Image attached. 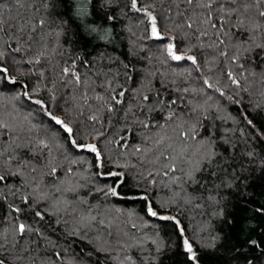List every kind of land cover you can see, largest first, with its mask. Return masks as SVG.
I'll use <instances>...</instances> for the list:
<instances>
[{
  "label": "trees",
  "instance_id": "1",
  "mask_svg": "<svg viewBox=\"0 0 264 264\" xmlns=\"http://www.w3.org/2000/svg\"><path fill=\"white\" fill-rule=\"evenodd\" d=\"M93 2L95 3V0ZM0 3L5 5L3 9L5 40L8 39L9 21L11 24L23 25L25 21L34 22L42 15V12L36 13L33 6L35 3V6L39 7V0H20V4H17L16 0H0ZM163 6L168 7L167 0ZM160 7L161 5L157 3V14H159ZM184 7L181 5L182 10ZM113 10L114 8L108 9L109 12ZM115 10L118 20L114 22L105 21L102 18L103 14L98 13L95 8L92 9V15L83 19L84 24L95 23L111 28L110 34H99L104 36L103 39H97V34L85 39L77 27L80 23L77 21L67 29L70 33H76L72 36L75 43L71 46L64 44V41L68 39L67 36L46 37L43 42L47 45L46 48L40 45L34 46V51H44L47 57L41 60L40 65L24 64L23 60L30 58L32 54L26 55L21 52L9 54L5 66L9 67L12 74L22 82L29 83L30 87L34 86L38 80L37 75L30 74L28 69L32 68L37 73L44 71V78L39 81V94L34 95L33 99L43 100L50 106V111L54 115L71 123L78 142H84L87 137V142L97 143L109 161L130 165L126 170L115 169L113 163L110 162L103 169L104 172L125 170L130 177H137L141 173L147 176L148 172H152L153 176H148L147 180L140 177L142 187L139 190L148 194L150 199L154 198L157 204L169 202L168 207L161 211L177 216L186 226L189 238H192L195 233L196 239H207L213 231H222L225 234H230V238L235 240L242 235L239 231V221L245 219L247 228L243 238L247 239L248 236H251L257 241L264 240V215L255 211L257 207L264 205V185L260 182L253 185L251 203L246 208L238 206L233 209L232 214L236 217L235 226H228L223 220L212 217L210 215L212 206L207 201H199L205 204L203 209L185 205L180 197L174 196L176 192L184 195V190L178 186L179 182L178 184L171 183L173 176L182 175L179 169L188 166L185 164L186 159L195 160L197 150L201 147L199 136L203 134V129L208 125L212 126L217 137L229 141L228 145H224L223 140L218 139L214 145L217 151L222 152L225 147L236 145L238 151L255 150L258 153V159L260 156H264V139H261V134H264V78L261 76V69H264V65L261 66V69L256 68L259 60L255 59V53L248 54L246 59L244 56L241 57L240 63L244 64L243 69L239 67V64L233 65L230 60L218 56V50L207 47L213 39L211 33L207 39L203 40L204 47L192 48V54L196 55L199 61V68L191 65L190 61H172L163 53V45L166 41L144 38L145 24L139 22L140 14L130 9L128 0H119ZM174 19L177 22L180 20L179 17H174ZM182 35L181 33L178 36V44L190 46L198 43L192 37L181 40ZM262 38L264 37L257 34V42ZM60 45L64 46L60 47ZM182 51L183 48H181ZM256 51L258 52L259 49ZM11 55H15L16 59L21 62L13 65ZM231 55L230 47L229 56ZM76 57H80V59H76ZM83 59L87 60V64H81L80 61ZM73 60L76 62L75 70L81 75L83 81L80 85L71 82L70 77L64 78L69 81L68 83L61 80L60 69ZM126 63L129 65L128 69L124 66ZM228 70L236 75L246 91L237 89L231 84L226 76ZM204 79H209L214 87L208 88L204 85ZM165 85L167 90H165ZM6 87L14 90L8 91L5 86L0 85V92L3 93L0 96V116L5 120L11 118L13 123L20 126L35 124L37 130L41 132L49 130L53 162L58 167L62 166L60 167L61 172L66 168L72 169L71 176L64 175L62 177L65 184L61 187L78 189L75 195L70 192L55 193L54 184L49 177H42L39 173L35 174L37 182L42 181V187L46 186L44 190L48 193L49 199L59 198L60 216L68 221V230L80 227L77 221L81 216H96L97 220L105 221V225L94 222L88 230V235L93 240L98 235L101 241L110 240L112 245L110 250L118 259L113 262L106 261L101 257V264H120V260L124 256V252L116 246L115 239L107 236L108 231L136 233L138 236L144 233L151 235L157 231L155 227L157 224L165 225L159 229L160 236L165 241L171 238L175 245L162 256L160 264H188L179 247V239L173 232L174 226L170 222L155 221L145 216L142 212L143 201L106 197L102 192L97 191V188L111 184L112 179L93 175L97 171L94 167L93 154L79 152L72 148L62 131L53 135L50 130L58 126L53 125L39 109V106L23 95L14 99L19 91L18 86L7 85ZM177 88L181 91L176 92ZM184 88L189 89L188 93L182 91ZM216 88L223 91L224 95L221 96ZM48 89H51V92ZM112 89H115V92ZM122 89H128L123 97L124 103L115 106L117 111L114 114L108 113L104 102ZM133 89H139V92L134 94ZM157 92L163 97H183V102L175 108L181 119L169 122L163 128L159 127L164 124L160 118L161 112H147V109L142 112L140 108L143 103L140 99L142 95H149L150 99H153ZM53 95L55 98H50ZM97 96L104 97V100H97ZM229 96L232 97V100L228 99ZM188 101L191 103L189 104ZM129 107L132 111L128 112L127 119H125V113ZM193 108L198 110L196 114H192ZM92 114L99 117V121L95 124L87 119ZM188 115H191L192 118L188 119ZM245 115L253 120L255 127H250L246 123ZM134 118L145 120L147 123L155 121L156 125L143 130L144 135L150 137L147 143L142 141L140 133H137L134 138L122 141L129 145L150 149V151L136 155L132 154L131 147L121 148L115 143L124 135L122 129L125 126L134 131L139 128L138 124L133 123ZM192 124H196V131L192 135H195L197 139L185 141L179 133L186 131ZM178 125L182 127H178ZM100 132H103L104 136H101L99 140L92 139L93 135H98ZM158 139L161 140L160 143L156 142ZM0 150L10 151L2 138H0ZM158 157L159 159H157ZM165 157H174L175 159H165ZM166 163H174L177 166V171L170 173L168 177L163 175ZM131 165H135V168ZM153 178L157 183L150 186L148 181ZM121 191L125 193L129 190L122 188ZM132 191H138V189H132ZM187 191L191 192L192 189L188 188ZM4 192L7 193L6 188ZM200 194L207 195L203 192ZM14 199L9 196L8 201L0 200V226L3 228H7L10 222L3 219L8 211L6 204ZM80 199L86 200L87 203H81ZM173 199L176 200L175 204L170 203ZM65 201L69 203L66 204ZM177 208L180 210L177 211ZM132 224H136L137 227L133 229ZM60 227L63 228L65 225L61 224ZM56 235L61 236L59 229ZM71 239V237H67L59 240V246L55 250L61 251L64 260L57 264H81L83 255L81 248L92 247L91 244L79 240L69 243L68 241ZM151 247L152 245L145 241L142 249H129V254L137 258V264H155L149 259ZM51 251L52 249H49V252ZM248 255L253 259V264H264V256L259 250H251ZM140 257L143 259L141 260ZM226 260V256L205 255L201 250V264H225Z\"/></svg>",
  "mask_w": 264,
  "mask_h": 264
},
{
  "label": "snow or ice",
  "instance_id": "2",
  "mask_svg": "<svg viewBox=\"0 0 264 264\" xmlns=\"http://www.w3.org/2000/svg\"><path fill=\"white\" fill-rule=\"evenodd\" d=\"M118 2L119 0H95V3L93 0H39V7H36L35 3L33 6L36 13L42 12L40 18L34 22L25 21L23 25L11 24L9 21L7 40L4 39L3 9L5 5L0 3V85L5 86L8 91L14 89H7V85L18 86L19 91L14 99L23 95L38 105L53 125L58 126L50 130L53 135L62 131L72 148L79 152L93 154L94 167L97 170L93 175L112 179L111 184L99 187L96 189L97 191L102 192L106 197L143 201L142 212L145 216L155 221L170 222L174 226L173 232L179 239V247L188 264H201V250L205 255L226 256L225 264H253V259L249 257L248 252L259 250L264 256V240L257 241L251 236H248L247 239L243 238L247 228L245 219L239 221V231L242 235L235 240L230 238V234H225L222 231H213L207 239L198 240L195 233L192 238H189L186 226L177 216L161 211L168 207L169 202L157 204L154 198L150 199L148 194L139 190L142 187L140 177L147 180L148 176H153L152 172H148L147 176H144L143 173L137 177L128 176L125 170L130 165L109 161L98 144L87 142V137L84 142H78L71 123L54 115L50 111V106L43 100L33 99L34 95L39 94V81L44 78V71L37 73L32 68L28 69L30 74L37 75L38 80L34 86L30 87L29 83L22 82L12 74L9 67L5 66L9 54L21 52L26 55L32 54L30 58L23 60L24 64L40 65L41 60L47 57L44 51H34V46L40 45L46 48L47 45L43 43L46 37L67 36L68 39L64 41V44L71 46L75 43L72 36L76 33H70L67 29L77 21L80 22L77 27L85 39L92 37L93 34H97V39H103L104 36L99 34L108 35L111 33V28L95 23L84 24L83 19L92 15V9L95 8L98 13L103 14L102 18L105 21H117L118 16L115 9L118 7ZM164 2L165 0H128V6L140 14L139 22L145 24V39L166 41L163 45V53L170 60L190 61L191 65L199 68V61L197 56L192 54V48L204 47L203 40L207 39L211 33L213 39L207 47L218 50V56L230 60L233 65L239 64V67L243 69L244 64L240 63L241 57L244 56L246 59L248 54L255 53V59L259 60L256 68L261 69V66L264 65V38L257 42V34L264 37V0H167L168 7L163 6ZM16 3L20 4V0H16ZM157 3L161 5L159 14H157ZM181 5L185 6L183 10ZM109 8H114V10L109 12ZM120 11L122 12V9ZM174 17H179V22ZM181 33L183 34L181 40L192 37L198 43L190 46L178 44L177 39ZM63 46L60 45V47ZM230 47L232 49L231 56H229ZM181 48H183L182 52ZM256 49L259 51L257 52ZM76 59H80V57H76ZM20 62L15 55H11L13 65ZM80 62L87 64L86 59ZM124 66L126 69L129 68L127 63ZM75 69V60L62 67L60 69L61 80L68 83L69 81L64 78L70 77L71 82L76 85L82 84L81 75ZM209 70L211 71V69ZM226 76L237 89L246 91L243 89L241 81L231 70L226 72ZM261 76L264 78V69H261ZM129 79H131L130 76ZM203 83L208 88L214 87L209 79H204ZM165 90H167L166 85ZM48 91L51 92V89ZM112 91L115 92V89ZM127 91L128 89H122L104 102L108 113L114 114L117 111L115 106L124 103L123 97ZM132 91L136 94L139 89ZM175 91L180 92L181 89L177 88ZM182 91L188 93L189 89L184 88ZM216 91H219L221 96L224 95V92L219 88H216ZM2 95L3 93L0 92V96ZM50 98L54 99L55 97L53 95ZM96 99L103 101L104 97L97 96ZM140 99L143 102L140 105L142 112L147 109V112L162 113L160 118L164 124L159 125L161 128L169 122L181 119L175 108L183 102L182 96L163 97L157 92L153 99H150L149 95H142ZM228 99L232 100V97L229 96ZM188 103L191 102L188 101ZM150 105L152 106L150 107ZM131 111L132 109L129 107L125 113V119H127L128 112ZM181 111L183 112V109ZM197 111L196 108L191 110L192 114H196ZM145 115L147 116V113ZM191 118L192 116L188 115V119ZM87 119L94 124L99 121V117L95 114L89 115ZM244 119L250 127H255L252 119L246 115ZM133 123L138 124L139 128L134 131L125 126L122 129L124 135L115 143L121 148L131 147L133 155L150 151L149 148L129 145L122 141L134 138L137 133H140L142 141L147 143L150 137H146L143 130L155 127V121L147 123L145 120L134 118ZM178 127L182 126L178 125ZM195 131L196 124H192L186 131H181L179 135L185 141L196 140L197 137L192 135ZM101 136H104L103 132L93 135L92 139L99 140ZM0 138L10 149V151L0 150V200L8 201L9 196L15 198L6 204L8 211L3 219L10 221L8 227L0 226V264H57V262H63L64 257L61 251L55 249L59 246V240L67 237L72 238L68 241L69 243L79 240L92 245L91 248H81L83 253L81 264H101V257L106 261L115 262L118 258L110 250L111 241H101L99 235L93 240L88 235V230L94 222L105 225V221L97 220L96 216H81L77 221L80 227L72 228L69 231L68 221L60 216L59 198L55 197L50 200L48 193L44 190L46 186L42 187V181L37 182L35 174L39 173L42 177L50 178L54 184L55 193L70 192L75 195L78 190L61 187L65 184L62 177L64 175L71 176L72 169L66 168L61 172L60 167L62 166L58 167L53 162L49 130L41 132L37 130L35 124L20 126L13 123L11 118L5 120L0 116ZM218 139L223 140L222 137L216 136L211 125L205 127L203 134L199 136L201 147L197 150L195 160L186 159L185 164L188 166L180 168L179 171L182 175L173 176L171 183L178 184L179 182L178 186L184 190V195L176 192L174 196L180 197L185 205L203 209L205 204L199 201H207L212 206L210 212L212 217L223 220L228 226H235L236 217L232 214L233 209L238 206L246 208L251 203L253 185L257 182L264 185V156H260L258 159V153L255 150L238 151L236 145L225 147L222 152L217 151L214 145ZM261 139H264V134H261ZM156 142L160 143L161 140L158 139ZM223 144L228 145L229 141L223 140ZM165 159L175 158L165 157ZM110 162L113 163L115 169L125 170L104 172L103 169ZM131 167L135 168V165H131ZM176 171V164L166 163L163 175L168 177L170 173ZM57 181L58 183H56ZM156 183L155 178L148 181L150 186H154ZM5 188L7 193L4 192ZM122 188H127L129 191L122 193ZM188 188H191L192 191L188 192ZM132 189H138V191H132ZM201 192L207 193V195H201ZM77 198L79 199V197ZM80 202L87 203L83 199H80ZM65 203L69 202L65 201ZM170 203L175 204L176 200L173 199ZM179 210L177 208V211ZM255 211L264 215V205L257 207ZM61 224H64L65 227L61 228ZM164 226L155 225L157 231L151 235L144 233L138 236L136 233L108 231L107 236L115 239L116 246L124 252L120 264H137V258L129 254V249H142L145 241L152 245L149 249V259L155 264H160L162 256L175 247L171 238L165 241L160 236L159 229ZM131 227L135 229L137 226L132 224ZM58 229L61 236L56 235ZM49 249L52 251L49 252ZM140 259L142 260L143 257Z\"/></svg>",
  "mask_w": 264,
  "mask_h": 264
}]
</instances>
